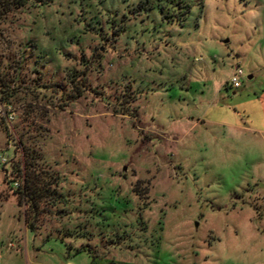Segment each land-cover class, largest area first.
I'll return each mask as SVG.
<instances>
[{"label":"rangeland","instance_id":"rangeland-1","mask_svg":"<svg viewBox=\"0 0 264 264\" xmlns=\"http://www.w3.org/2000/svg\"><path fill=\"white\" fill-rule=\"evenodd\" d=\"M24 175L30 205L12 189ZM0 253L264 264V0H30L10 12Z\"/></svg>","mask_w":264,"mask_h":264},{"label":"trees","instance_id":"trees-1","mask_svg":"<svg viewBox=\"0 0 264 264\" xmlns=\"http://www.w3.org/2000/svg\"><path fill=\"white\" fill-rule=\"evenodd\" d=\"M29 1L30 0H0V22H2L10 12L17 8L24 7ZM23 181L24 184L22 186H19L18 188L12 187V189L15 190L14 192L16 194L20 195V199L28 202L30 205L37 198V191H35V188H33V181L30 180L29 176L27 177L24 175Z\"/></svg>","mask_w":264,"mask_h":264},{"label":"built area","instance_id":"built-area-1","mask_svg":"<svg viewBox=\"0 0 264 264\" xmlns=\"http://www.w3.org/2000/svg\"><path fill=\"white\" fill-rule=\"evenodd\" d=\"M244 76V71L242 68H237L236 72L232 75L231 79H230V87L232 88H239L241 86V79ZM3 115L7 121V123H12L14 122V120L16 119V112L14 110H9V111H4ZM2 162H6L5 158H2ZM20 186V184L18 182H16L14 184L15 188H18ZM9 247H12V244L9 245ZM2 258V255L0 253V260Z\"/></svg>","mask_w":264,"mask_h":264},{"label":"crops","instance_id":"crops-1","mask_svg":"<svg viewBox=\"0 0 264 264\" xmlns=\"http://www.w3.org/2000/svg\"><path fill=\"white\" fill-rule=\"evenodd\" d=\"M1 260H2V258H1ZM1 260H0V261H1Z\"/></svg>","mask_w":264,"mask_h":264},{"label":"water","instance_id":"water-1","mask_svg":"<svg viewBox=\"0 0 264 264\" xmlns=\"http://www.w3.org/2000/svg\"><path fill=\"white\" fill-rule=\"evenodd\" d=\"M250 78H251V76H250Z\"/></svg>","mask_w":264,"mask_h":264}]
</instances>
